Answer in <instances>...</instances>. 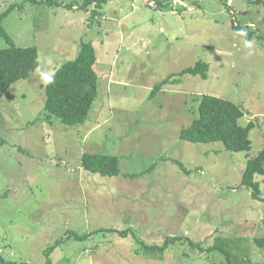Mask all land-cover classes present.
<instances>
[{
    "label": "rangeland",
    "instance_id": "obj_1",
    "mask_svg": "<svg viewBox=\"0 0 264 264\" xmlns=\"http://www.w3.org/2000/svg\"><path fill=\"white\" fill-rule=\"evenodd\" d=\"M40 1L0 0V15L10 12L2 25L12 42L36 47L44 72L72 60L81 41L91 42L99 95L88 120L75 127L41 118L45 83L37 70L0 101L3 257L46 264L44 252L63 239L51 264H227L208 248L231 238L233 253L264 263L252 243L264 236V207L240 184L247 159L264 148V0H159L161 9L154 0H113L98 8L104 19L92 6L79 10L84 0ZM232 24L252 38L236 36ZM6 46L0 39V49ZM199 61L210 66L206 80L174 77L180 82L150 98L157 83ZM202 95L242 109L239 125H255L249 152L179 139ZM84 153L118 157L120 176L82 171ZM255 181L264 198V176ZM99 229H131L147 245L184 240L162 255L138 254L131 235L65 240Z\"/></svg>",
    "mask_w": 264,
    "mask_h": 264
},
{
    "label": "trees",
    "instance_id": "obj_2",
    "mask_svg": "<svg viewBox=\"0 0 264 264\" xmlns=\"http://www.w3.org/2000/svg\"><path fill=\"white\" fill-rule=\"evenodd\" d=\"M109 1L113 0H84L79 10H87L92 6L94 8L92 11L93 16H99L98 8ZM154 1H156L158 8L161 9L163 4L159 0ZM262 2L263 0L256 1L257 4ZM36 4L38 3L36 2ZM39 4L60 5L54 0H42ZM13 8H10V10ZM66 8L72 10L73 5L69 4ZM9 13L8 10L0 15V39H3L7 44L5 48L0 49V101L12 85L29 79L39 67V56L36 47L15 46L4 29L2 22ZM98 18L104 19L101 15ZM231 28L234 34L240 38H252L253 33L249 31L246 32V36L237 35L242 30L238 25L232 24ZM95 63L96 52L93 44L81 41L76 56L57 68L54 71V82L44 86V118L41 116L42 119L49 123L54 121L67 127L83 125L88 120L92 106L98 98L100 88L98 75L94 71ZM209 69L208 63L199 61L192 67L170 74L153 87L150 98H154L157 93L164 91L165 87L176 85V83L180 82L178 78L174 77L189 75L198 76L206 80ZM243 116L244 113L238 105L214 96L202 95L197 106V117L191 121L187 128L180 131L179 139L192 144L220 143L226 151L231 153L249 152L251 149L249 133L255 125L252 122H248L246 126H240L238 121ZM4 143L0 136V146L4 145ZM119 161L116 156L84 153L81 156L80 168L88 174L113 178L121 174ZM256 176H264V148L254 158L247 159L240 182L241 186L250 192L251 199L261 203L264 207V198L261 194L259 182L255 181ZM122 177L131 179L135 175H123ZM99 233L117 234L121 238H127L129 235L133 236L138 245L136 251L138 254L143 252L144 254L159 253L162 255L170 246L184 240L179 236L166 237L160 246L147 245L138 240L131 229H99L83 236L70 232V234L67 233L65 240L86 239ZM64 242L63 239L56 240L44 252L46 264L52 263L50 260L51 253ZM188 242L191 247L199 248V245L195 244V242ZM235 242L231 238H217L208 248V252L219 253L224 257L227 264H264L253 262L247 256L241 258L233 253ZM252 243L258 250L264 252V236L254 237ZM0 264H12L3 257L2 252H0Z\"/></svg>",
    "mask_w": 264,
    "mask_h": 264
},
{
    "label": "clouds",
    "instance_id": "obj_3",
    "mask_svg": "<svg viewBox=\"0 0 264 264\" xmlns=\"http://www.w3.org/2000/svg\"><path fill=\"white\" fill-rule=\"evenodd\" d=\"M237 35L246 36V33L241 30V32L237 33ZM244 44L246 47H251L252 42L249 40H245ZM37 71L39 72L41 80L45 83V86L54 82L55 72H44L40 71L39 69H37Z\"/></svg>",
    "mask_w": 264,
    "mask_h": 264
},
{
    "label": "crops",
    "instance_id": "obj_4",
    "mask_svg": "<svg viewBox=\"0 0 264 264\" xmlns=\"http://www.w3.org/2000/svg\"><path fill=\"white\" fill-rule=\"evenodd\" d=\"M2 252V251H1Z\"/></svg>",
    "mask_w": 264,
    "mask_h": 264
}]
</instances>
